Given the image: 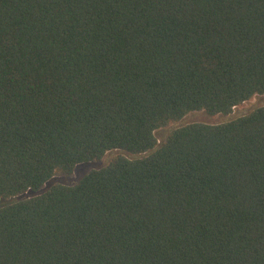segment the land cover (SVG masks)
Returning a JSON list of instances; mask_svg holds the SVG:
<instances>
[{"label":"trees","instance_id":"16d2710c","mask_svg":"<svg viewBox=\"0 0 264 264\" xmlns=\"http://www.w3.org/2000/svg\"><path fill=\"white\" fill-rule=\"evenodd\" d=\"M263 94L264 0H0V264H264V105L156 136Z\"/></svg>","mask_w":264,"mask_h":264},{"label":"rangeland","instance_id":"374dc122","mask_svg":"<svg viewBox=\"0 0 264 264\" xmlns=\"http://www.w3.org/2000/svg\"><path fill=\"white\" fill-rule=\"evenodd\" d=\"M264 105V94L263 95H255L253 96L250 100L245 101L241 105L237 106L234 108L233 112L229 115H215V116H210L204 111H199V112H192L189 115H187L184 119L181 121L171 124L168 127H164L161 129H158L156 131V136L160 139L165 137L168 132L171 130V128H174L177 125L184 124L187 122H192V121H205V122H222L225 120H230L234 117L246 114L250 112L252 109L263 106ZM116 153L115 151L110 152L106 154L101 160L99 161H94V162H87V163H81L77 165L74 169V173L72 176H55L53 177L47 184L46 187L49 186L50 184L53 183H64V184H72L75 183L77 180H79L88 170L92 168H99L106 164L110 158V156Z\"/></svg>","mask_w":264,"mask_h":264}]
</instances>
